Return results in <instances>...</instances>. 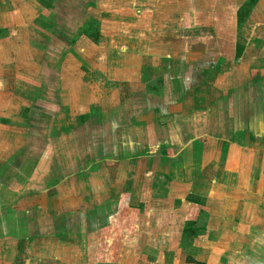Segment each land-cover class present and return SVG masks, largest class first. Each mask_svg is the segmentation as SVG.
<instances>
[{
	"label": "crops",
	"instance_id": "crops-1",
	"mask_svg": "<svg viewBox=\"0 0 264 264\" xmlns=\"http://www.w3.org/2000/svg\"><path fill=\"white\" fill-rule=\"evenodd\" d=\"M7 72L6 67L0 70V170L20 171L11 178L0 176V264H188V255L203 264H250L253 249L264 252V133L255 129L250 131L254 138L243 133L233 138L227 131L231 115L223 118L232 101L224 89L228 94L246 83L247 73L215 83L211 103L218 98L223 110L222 116L211 117L214 121L222 117L215 126L205 123L208 110L199 111L197 103L186 108L172 91L156 95L151 104L146 100L145 108L154 115L150 131L165 138L142 141V135L135 137L127 129L119 134L115 125L104 127L108 115L100 116L97 127L89 114L80 121L78 114L62 108L56 110L59 116L53 129L44 128L47 131L41 134L38 130L47 124L30 120L33 128L26 123V131L14 130ZM248 99L254 103L251 96ZM132 116L127 114L122 122L129 119L132 128L139 127L142 122ZM160 119L164 123L159 124ZM263 121L264 115L262 127ZM32 135L48 142L31 144ZM23 138L12 147V140ZM65 141L69 159L60 162L57 158L65 151ZM82 142L92 144L91 159L83 163L77 157ZM159 143L163 147L151 153L149 148ZM184 145H190L188 161L180 158ZM129 153L138 155L134 168L150 167L143 179L114 174V169L125 168L118 159ZM149 177L162 181L165 195L152 194L146 202ZM177 183L180 190L175 194L172 188L176 187L170 186ZM94 204L100 209L87 214ZM154 213L159 218L150 229L140 218ZM123 214L129 219L113 236L114 218ZM96 215L108 218L105 227ZM92 221L97 230H90ZM188 222L195 223L191 236L182 233ZM254 233L260 234L261 241ZM117 238V252L111 255ZM259 261L264 264V254Z\"/></svg>",
	"mask_w": 264,
	"mask_h": 264
},
{
	"label": "rangeland",
	"instance_id": "rangeland-1",
	"mask_svg": "<svg viewBox=\"0 0 264 264\" xmlns=\"http://www.w3.org/2000/svg\"><path fill=\"white\" fill-rule=\"evenodd\" d=\"M4 67L13 92L8 109L14 130L26 131V123L32 127L30 120L47 124L38 130L41 134L53 129L59 116L56 110L62 108L70 115L78 114L80 121L89 114L97 127L100 116L108 115L104 127L115 125L119 134L127 129L135 137L142 135V141L165 138L162 133H151L154 115L145 108L146 100L151 104L156 95L172 91L186 108L197 103L199 111L208 110L211 116L205 123L215 126L222 117L216 121L211 117L223 114L218 98L211 103L215 83L235 80L243 71L249 77L246 83L229 95L224 89L232 101L223 118L231 115L232 120H227L231 137L243 133L254 138L250 131L264 133L260 125L264 115V0H0V70ZM131 113L133 120L142 122L137 128H132L129 119L122 122ZM162 123L164 119L159 120ZM29 137L34 145L48 142L37 135ZM23 140H12V147ZM63 143L60 162L69 159L68 144ZM192 143L198 148L197 141ZM90 145L82 142L77 150L82 163L91 159ZM94 146L99 147L98 141ZM189 146H183L180 158L184 161H188ZM159 147L160 143L151 146L150 152ZM136 156L129 153L118 159L125 168L114 169V174L143 179L150 167L134 168ZM175 158L179 159L177 154ZM16 169L4 168L0 176L11 178L20 171ZM146 185L151 189H144L146 202L152 194L165 195L161 180L149 177ZM170 187H176L172 188L176 194L180 183ZM97 208L91 205L87 214L97 213ZM97 215L105 227L108 218ZM157 218L154 213L140 219L152 229ZM114 219L109 222L115 224L111 232L116 236L129 218L123 214ZM188 224L187 230L195 229L194 222ZM88 225L92 231L99 228L94 221ZM254 236L261 241L259 233ZM118 242L119 238L114 239L111 255L116 254ZM253 250L250 264H262L259 257L264 252Z\"/></svg>",
	"mask_w": 264,
	"mask_h": 264
},
{
	"label": "trees",
	"instance_id": "trees-1",
	"mask_svg": "<svg viewBox=\"0 0 264 264\" xmlns=\"http://www.w3.org/2000/svg\"><path fill=\"white\" fill-rule=\"evenodd\" d=\"M188 224V223H187ZM189 226V224L187 226L184 227L183 229V234L187 235V236H191L195 233V230H187V227ZM186 262L188 264H203V262L197 261L195 260L193 257L191 256H187L186 257Z\"/></svg>",
	"mask_w": 264,
	"mask_h": 264
}]
</instances>
